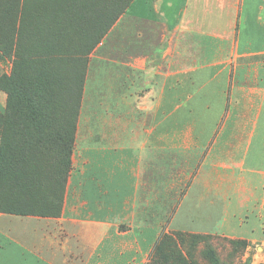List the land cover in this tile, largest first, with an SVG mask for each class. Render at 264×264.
Here are the masks:
<instances>
[{
  "label": "crops",
  "instance_id": "obj_1",
  "mask_svg": "<svg viewBox=\"0 0 264 264\" xmlns=\"http://www.w3.org/2000/svg\"><path fill=\"white\" fill-rule=\"evenodd\" d=\"M115 7L24 0L31 42L84 50L89 114L60 215L0 213V264H146L162 230L264 250V0Z\"/></svg>",
  "mask_w": 264,
  "mask_h": 264
},
{
  "label": "rangeland",
  "instance_id": "obj_2",
  "mask_svg": "<svg viewBox=\"0 0 264 264\" xmlns=\"http://www.w3.org/2000/svg\"><path fill=\"white\" fill-rule=\"evenodd\" d=\"M16 6L20 12L17 13L15 26L20 28L13 43H10L8 37L13 29L10 25V11H14ZM26 30L24 0H0V79L12 76L20 86L28 85L35 89L37 85L44 91L43 100L49 119L58 118L64 123L68 122L71 131L73 129L69 148L70 166L68 170L64 166L62 169L63 162L67 161L65 153L58 152L56 147L49 150L45 147L43 139L45 133H48V127L32 123L27 113L22 115L18 107L7 105V94L0 82V213L19 211L25 215L52 218L59 216L62 211L78 117L82 113L89 114V109L81 108L87 60L74 58L84 51L80 45L41 43L39 36L36 42H31ZM41 30L38 28L37 34ZM88 46H85L86 51L90 48ZM8 120L14 121L16 127H10ZM51 176L54 178L51 179ZM161 223L164 229L167 220ZM165 235L172 238L176 234L162 230L160 237ZM195 235L208 236L207 240L211 242L212 252L219 264H264V250L253 249L244 239H231L216 233ZM184 239L186 244L179 247L181 252L186 254L189 250L194 264H209L205 256V241L196 240L193 249H190L186 236ZM233 241H245L248 247H240L239 243L232 246L230 242ZM152 260L151 251L146 264Z\"/></svg>",
  "mask_w": 264,
  "mask_h": 264
},
{
  "label": "trees",
  "instance_id": "obj_3",
  "mask_svg": "<svg viewBox=\"0 0 264 264\" xmlns=\"http://www.w3.org/2000/svg\"><path fill=\"white\" fill-rule=\"evenodd\" d=\"M124 2L126 0H92V10L95 9V7L99 8V11L103 15H107V11L116 10L115 7L116 2L118 4L120 2ZM20 12V9L16 6L14 11L11 9L10 11V25L12 26V31L10 34V37H8V42L13 43L14 37L18 33V28H16L15 24L17 21V13ZM105 13V14H104ZM101 15V14H100ZM114 19V18H113ZM112 19V20H113ZM110 21V23L112 22ZM108 30V26L101 27V28H92V37L94 38V42H92V48L95 46V42L99 40V38L102 36L103 33H105ZM95 36V37H94ZM0 42H1V36H0ZM12 45V44H10ZM39 81V79H36ZM1 84L4 85V90L7 94V105H14L15 107H18L21 114L27 113L29 117H31L32 123H39L42 125H45L48 127V133H45V138L43 141H45V147L49 149H53V147H56L58 149V152L65 153V158H67V161L63 162V166L65 169L68 170V167L70 166L69 157L70 152L69 148L72 143V135H73V129L71 131V128L68 126V122H65L56 118V119H49V114L46 112V108L44 105L43 100V93L44 91H41L37 85L35 86V89H31L28 85L26 86H20L17 83L14 82V79L12 76L8 77H2L0 79ZM13 102V104L11 103ZM8 108V107H7ZM7 124L10 127H16V123L14 121H7ZM73 128V127H72ZM27 133V132H26ZM29 133V132H28ZM27 135V134H26ZM44 137V134L42 135ZM39 142L40 139L38 137H35ZM67 149V152H66ZM1 153V152H0ZM2 156V155H0ZM67 156V157H66ZM1 161H0V171H1ZM18 169V167H16ZM67 170H65L67 172ZM59 170V174H60ZM58 175V173H57ZM56 176V174H55ZM54 176H51V179H53ZM3 214H9V215H25V213L19 212V211H3ZM176 235L174 237H167L166 235L163 237H159V239L156 241V243L153 246L152 249V255L153 260L150 262V264H194V260L192 257V254L189 252V250L186 252V254H183L181 250L179 249L180 246H183L186 244L185 242V236L188 240L187 245L190 249H193L196 240L205 241V256L208 260L209 264H219L218 261L215 259V255L212 252L211 249V242H209L208 236H198L195 234H183L179 232H175ZM207 240V242H206ZM239 243L240 247L247 248L248 243L245 241H233L230 242L232 246L237 245Z\"/></svg>",
  "mask_w": 264,
  "mask_h": 264
}]
</instances>
